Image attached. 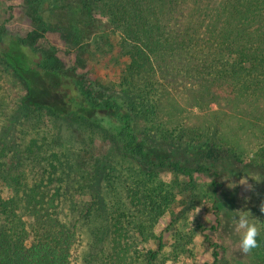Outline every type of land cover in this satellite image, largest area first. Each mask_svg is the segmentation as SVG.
<instances>
[{
    "label": "trees",
    "instance_id": "obj_1",
    "mask_svg": "<svg viewBox=\"0 0 264 264\" xmlns=\"http://www.w3.org/2000/svg\"><path fill=\"white\" fill-rule=\"evenodd\" d=\"M24 7L32 24L25 35L0 25V62L25 86L20 108L54 120H82L143 174L126 186L124 200L111 203L97 189L100 168L94 176L92 171L90 192L77 209L83 217L103 213L92 241L98 264H161L164 245L146 234L174 189L159 175L191 180L206 171L216 187L218 161L239 155L211 137L205 149L158 146L144 125L156 121L169 132L181 130L186 107L215 103L264 143V0H25ZM97 13L114 35L102 45L93 37ZM48 34L59 35L62 49ZM105 45L108 52L119 46L126 56L116 81L92 76V47L105 55ZM21 109L15 122L10 115L0 126V186L11 192L3 198L0 191V264H78L76 223L60 208L64 181L52 159H37L34 148L47 138L36 137V121V135L18 145ZM259 152L264 159V146ZM144 239H153L156 248Z\"/></svg>",
    "mask_w": 264,
    "mask_h": 264
},
{
    "label": "rangeland",
    "instance_id": "obj_2",
    "mask_svg": "<svg viewBox=\"0 0 264 264\" xmlns=\"http://www.w3.org/2000/svg\"><path fill=\"white\" fill-rule=\"evenodd\" d=\"M24 5L25 0H0V25L3 23L10 30L25 35L32 24ZM96 16L98 21L95 22L93 37L95 40L96 36V42L102 45L114 35L107 19L99 13ZM47 39L62 49L58 34H48ZM104 48L106 50L108 45ZM92 50L95 54L89 61L92 76L116 81L126 64L122 48L115 45L110 52L106 50L108 53L105 55L93 47ZM24 94L25 86L19 77L0 62L1 127L10 115L15 122ZM185 109L181 112L184 120L181 130L169 132L168 127L157 126L159 123L156 121L144 125L151 141L158 146L172 142L205 149L211 137L216 144L224 146L225 152L234 149L239 156L229 155L218 161L220 175L216 187L212 186V176L206 171L193 173L191 180L170 172L159 175V179L171 184L174 197L162 215L154 216L155 222L146 234L147 238L160 237L164 245L158 261L161 264H264V212L261 211L264 204V159L259 152L264 143L254 140L252 132L240 125L237 115L224 112L215 103L208 107L189 106ZM17 115L20 117L15 126L19 146L23 148L36 135L33 121L39 127L36 137L44 135L47 138L40 148L34 150L40 154L37 159L45 163H51L52 159L57 164L64 181L66 198L60 208L65 219L76 223L80 238L77 263L98 264L100 254L93 252L92 241L103 213L94 212L83 217L77 209V206L83 207L90 192L88 185L93 180L92 171L94 176V170L100 168L97 189L111 203H116L119 198L124 200L129 193L126 186L134 184L140 175L143 178L142 172L139 174L136 162L119 154L98 130L80 119L54 120L43 113L26 114L22 109ZM52 153L57 157L50 158ZM242 177H247L248 184L253 186L252 191H245L244 186L238 183ZM232 183L234 187H231ZM0 191L3 198L11 194L6 186L1 185ZM239 210L248 211L260 228L258 247L248 254L239 251V236L234 230L233 216ZM142 243L156 248L153 239H144ZM165 246H170V249Z\"/></svg>",
    "mask_w": 264,
    "mask_h": 264
},
{
    "label": "clouds",
    "instance_id": "obj_3",
    "mask_svg": "<svg viewBox=\"0 0 264 264\" xmlns=\"http://www.w3.org/2000/svg\"><path fill=\"white\" fill-rule=\"evenodd\" d=\"M238 183L244 186L245 191L253 190V186L248 184L247 177H242ZM234 186L235 184L232 183L231 187ZM261 211L264 212V204L261 205ZM233 224L234 230L239 236L238 249L241 253L248 254L258 247L257 237L260 235V228L248 211L239 210L233 216Z\"/></svg>",
    "mask_w": 264,
    "mask_h": 264
}]
</instances>
